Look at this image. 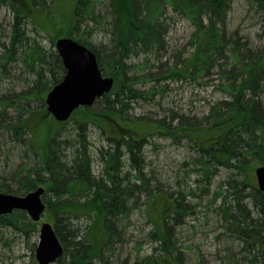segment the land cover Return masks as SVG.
Instances as JSON below:
<instances>
[{
	"label": "trees",
	"instance_id": "obj_1",
	"mask_svg": "<svg viewBox=\"0 0 264 264\" xmlns=\"http://www.w3.org/2000/svg\"><path fill=\"white\" fill-rule=\"evenodd\" d=\"M232 1L111 0L108 14L103 17L96 13L95 0H76L69 37L96 55L102 74L114 78L115 86L110 94L97 101L104 104L103 112L92 113L90 108H84L76 111L73 119L80 114L82 128L95 125L106 134L103 125L107 127L117 118L126 120L131 104L144 99L143 94L134 88L136 84L161 80L190 81L206 78L211 70L217 69L227 84L225 91L229 98L211 108L209 115L200 123L207 127L200 128L186 121L170 130L162 121L160 124L164 132L159 134L173 137L176 141L188 140L195 145L198 152L196 162L203 176L201 182L210 185L219 169L229 173L226 183L233 191L234 204L227 206L229 198L226 197L224 215L242 227L238 231V237L244 243L242 263L264 264V196L249 181V172L253 167L264 166V104L260 101L264 92V49L254 50L242 43L237 34L227 35L226 23ZM248 1L264 18V0ZM47 6L48 0H0V9L7 7L14 15L9 44L3 45L2 60L12 63L19 57L28 73L33 75L32 81L28 82L29 90L22 99L28 102L26 107L33 102L42 107L28 110L20 105L19 116L14 122L6 116L10 101L0 98L3 107L0 111V132L10 134L22 145L27 135L33 138L34 133L28 126L31 119L37 116L44 121L51 117L44 108V97L66 75L57 52L47 50L38 38L28 34L27 21L35 19L39 13L49 14L51 10ZM170 11L189 19L196 28L192 37L194 53L182 61L179 58L174 68L164 70L161 76L153 77L148 73L143 79L135 80L129 75L134 70L127 63L131 57L151 55L160 62L159 68L164 66L160 59L166 51L165 39L169 30L166 15ZM109 17L111 21L108 22ZM91 22L100 25L108 23L111 35L109 45H93L90 41L94 33L92 29L85 33L89 36L87 38L78 35L82 28L89 29ZM52 42L55 47L56 41ZM145 62L147 66L150 64L149 59ZM121 127L118 126L120 133L125 131ZM206 132L213 135L201 136L200 133ZM145 142L136 140L133 135L115 139V147L104 152L102 157L106 165L104 173L96 178L88 146L85 144L78 149L73 161L68 163L63 159L65 157L61 154L56 136L44 149V157L35 168L28 171L25 177L21 173L12 178L18 186L17 190L7 183H0V193L25 196L41 185L48 186L43 201L53 215L56 232L65 246V254L58 264L67 260L68 264H94L101 260L103 250L98 247V237L105 239L106 244L118 235L114 224L118 216L126 215L125 200L137 190H145L148 197L153 196L151 189L145 185L123 187L126 181L118 175L120 160L126 153L130 156L131 169L138 173V179L142 181L141 149ZM27 149L38 153L32 142ZM172 208L174 213L167 219L168 226L169 222L181 224L187 215L193 214L186 205V196L176 199ZM87 217H92L93 222L81 237L79 231L70 225V220ZM0 227L26 235L37 232V225L29 220L25 212L19 211L7 217L0 216ZM155 227L152 237L162 241V249L168 253L170 229L160 232L159 226ZM69 237L72 244L68 242ZM177 263L180 264L179 260Z\"/></svg>",
	"mask_w": 264,
	"mask_h": 264
},
{
	"label": "rangeland",
	"instance_id": "obj_2",
	"mask_svg": "<svg viewBox=\"0 0 264 264\" xmlns=\"http://www.w3.org/2000/svg\"><path fill=\"white\" fill-rule=\"evenodd\" d=\"M95 2L96 13L103 17L107 15L111 0ZM47 7H50L51 12L39 13L34 16L35 19H29L27 30L28 34L38 38L47 50L56 51L52 41L70 36L76 0H48ZM13 19L12 11L1 7L0 98L5 102L10 101L6 116L15 122L19 116V106L26 107L28 103L22 98L29 90L28 82L32 81L33 75L28 73L27 67L19 61V57L12 63L2 60L3 45L9 44ZM107 21H111V18ZM166 24L169 28L165 39L166 51L160 59L164 66L159 68L160 62L150 57L151 55L131 57L127 63L133 66L134 70L129 75L135 80L143 79L148 73L153 77L161 76L164 70L174 68V63L179 58V61H182L194 53L192 37L196 28L190 20L176 16L170 11L166 15ZM108 27V23L100 25L91 22L89 29L82 28L78 35L87 38L89 36L85 33L92 29L94 33L90 41L93 45H109L111 35ZM226 33L237 34L242 43L254 50L264 49V18L248 0L232 1ZM147 59L150 61L148 66L145 62ZM226 85L217 69L211 70L206 78L190 81L140 82L134 88L143 94L144 99L131 104L126 120L117 118L110 122L109 126L103 125L106 134L95 125L89 124L82 128L80 114L65 125H59L52 117L44 121L34 117L28 124L34 133L33 138L27 135L23 145L17 143L10 134L1 131L0 183H7L17 190L18 186L12 178L21 173L25 177L28 171L35 168L44 157V149L56 136L61 146V154L65 157L63 159L68 163L73 161L77 150L86 144L93 163V174L96 178L102 177L106 166L102 159L104 152L115 147V139L133 135L136 140H147L141 149L142 181L138 179V173L131 169L130 156L126 153L120 160L118 175L126 181L123 187L145 185L151 189L153 196L148 197L145 190H137L125 200L126 215L118 216L114 224L118 235L106 244L105 239L98 237V247L103 250L101 260L95 261L94 264H178V260L180 264H245L242 263L244 243L238 237V231H241L242 227L224 215L226 197L229 198L226 200L227 206L234 204L233 191L228 189L226 183L229 173L219 169L210 185L201 182L203 176L196 162L198 152L195 145L188 140L176 141L173 137L159 134L164 132L160 124L162 121L170 130L177 128L181 122L187 123L186 121L193 126L207 127L200 123L209 115L211 108L229 98L225 91ZM260 101L264 104V92ZM26 108L42 109L38 102L30 103ZM44 108L46 109V106ZM2 109L0 105V111ZM104 109V104L97 102L90 108V112L101 113ZM27 117L26 115L25 118ZM119 125L124 132H119ZM200 134L213 135L211 132ZM112 137L115 139L109 140ZM30 142L38 153L27 149ZM257 167L260 166L253 167L249 172V181L255 186ZM41 187L48 190V186ZM180 196H186V205L193 214L187 215L181 224L169 222L168 226L167 219L174 213L172 205ZM92 222V217L71 219L70 225L72 224L73 229L78 230L83 237ZM43 223L55 225L53 215L48 211L37 223V232L26 235L0 227V264H38L36 251ZM155 225L159 226L160 232H166V228L170 229L168 253L162 249V241L152 237L156 231ZM70 238L68 242L72 244ZM79 240L80 238L77 241ZM63 264H68V260Z\"/></svg>",
	"mask_w": 264,
	"mask_h": 264
},
{
	"label": "water",
	"instance_id": "obj_3",
	"mask_svg": "<svg viewBox=\"0 0 264 264\" xmlns=\"http://www.w3.org/2000/svg\"><path fill=\"white\" fill-rule=\"evenodd\" d=\"M55 48L60 56L66 75L46 97L47 111L59 123L68 122L80 108H91L114 88V79L103 77L96 55L87 47L71 38L59 39ZM258 188L264 195V167L255 171ZM45 189L40 187L24 197L0 194V216L14 211L27 213L33 223H38L46 211L42 197ZM64 255L54 227L44 223L40 229V242L36 251L38 264H55Z\"/></svg>",
	"mask_w": 264,
	"mask_h": 264
},
{
	"label": "flooded vegetation",
	"instance_id": "obj_4",
	"mask_svg": "<svg viewBox=\"0 0 264 264\" xmlns=\"http://www.w3.org/2000/svg\"><path fill=\"white\" fill-rule=\"evenodd\" d=\"M139 141V140H138ZM145 144V143H144Z\"/></svg>",
	"mask_w": 264,
	"mask_h": 264
}]
</instances>
